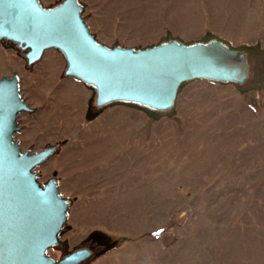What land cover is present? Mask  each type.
I'll list each match as a JSON object with an SVG mask.
<instances>
[{
  "label": "rangeland",
  "instance_id": "1",
  "mask_svg": "<svg viewBox=\"0 0 264 264\" xmlns=\"http://www.w3.org/2000/svg\"><path fill=\"white\" fill-rule=\"evenodd\" d=\"M80 1L107 45L210 32L264 48V0ZM19 51L0 40V77L16 72L33 108L15 137L31 152L57 144L35 170L72 200L49 254L97 232L111 246L81 264H264V87L198 78L159 115L108 103L89 116L92 89L67 81L62 55L46 50L27 66ZM247 57L257 78L246 84L264 82V54Z\"/></svg>",
  "mask_w": 264,
  "mask_h": 264
},
{
  "label": "water",
  "instance_id": "2",
  "mask_svg": "<svg viewBox=\"0 0 264 264\" xmlns=\"http://www.w3.org/2000/svg\"><path fill=\"white\" fill-rule=\"evenodd\" d=\"M80 0H0V40L23 50L30 66L48 48L65 60L64 75L78 78L93 92V106L121 103L152 115L171 110L183 85L194 79L246 84L251 75L247 55L264 54L258 44H232L207 33L185 40L162 37L144 46L107 45L91 32ZM257 75L253 76L256 80ZM21 94L14 72L0 77V264H80L94 254L87 245L75 247L59 258L48 253L60 241L71 198L62 195L51 176L38 178L35 167L54 154L57 144L31 152L15 137L21 111H32ZM96 111L89 110V116ZM104 248L111 246L101 233H90Z\"/></svg>",
  "mask_w": 264,
  "mask_h": 264
},
{
  "label": "crops",
  "instance_id": "3",
  "mask_svg": "<svg viewBox=\"0 0 264 264\" xmlns=\"http://www.w3.org/2000/svg\"><path fill=\"white\" fill-rule=\"evenodd\" d=\"M46 50H54L53 52L55 53V54H57L58 55V53L60 54V56L62 55L57 49H55V48H48V49H46ZM46 50H44V51H46ZM56 52H58V53H56ZM62 57H63V55H62ZM69 78L67 81L68 82H70V83H75V84H82L81 86H85L86 87V85L81 81V80H79L78 78H76V77H73V76H69V75H65V78Z\"/></svg>",
  "mask_w": 264,
  "mask_h": 264
},
{
  "label": "flooded vegetation",
  "instance_id": "4",
  "mask_svg": "<svg viewBox=\"0 0 264 264\" xmlns=\"http://www.w3.org/2000/svg\"><path fill=\"white\" fill-rule=\"evenodd\" d=\"M250 77L253 78V75H250ZM83 245H87V246H90L91 248H93V249H94V253H95V251H96V247H97V246H98V247L103 246L102 244L97 243L96 240H87V241H85V242L83 243ZM94 253H93V254H94Z\"/></svg>",
  "mask_w": 264,
  "mask_h": 264
},
{
  "label": "trees",
  "instance_id": "5",
  "mask_svg": "<svg viewBox=\"0 0 264 264\" xmlns=\"http://www.w3.org/2000/svg\"><path fill=\"white\" fill-rule=\"evenodd\" d=\"M18 49L20 50L19 52H20V53L22 54V56H23V52H22L23 50L20 49V48H18ZM63 74H64V73H63ZM92 107H93V110H94V111L99 110V109L101 108V107H100V108H96V107H94V106H93V103H92ZM102 107H103V106H102ZM124 238H125V237H122L121 240L124 239ZM57 245H58V244H57ZM57 245H56V246H57ZM56 246H55V247H56ZM87 260H88V259H87ZM87 260H85V261H87ZM80 264H81V263H80Z\"/></svg>",
  "mask_w": 264,
  "mask_h": 264
}]
</instances>
